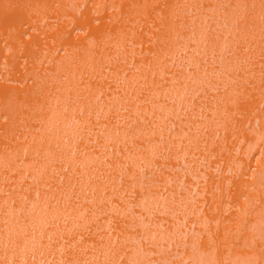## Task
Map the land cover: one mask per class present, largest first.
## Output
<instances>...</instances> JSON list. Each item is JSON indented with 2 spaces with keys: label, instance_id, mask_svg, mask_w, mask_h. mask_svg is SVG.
Here are the masks:
<instances>
[{
  "label": "rangeland",
  "instance_id": "rangeland-1",
  "mask_svg": "<svg viewBox=\"0 0 264 264\" xmlns=\"http://www.w3.org/2000/svg\"><path fill=\"white\" fill-rule=\"evenodd\" d=\"M0 264H264V0H0Z\"/></svg>",
  "mask_w": 264,
  "mask_h": 264
},
{
  "label": "bare ground",
  "instance_id": "bare-ground-1",
  "mask_svg": "<svg viewBox=\"0 0 264 264\" xmlns=\"http://www.w3.org/2000/svg\"><path fill=\"white\" fill-rule=\"evenodd\" d=\"M185 226V225H184ZM187 227V226H186ZM124 234V233H123ZM120 235V234H119ZM114 236V235H113ZM115 239V238H114ZM103 243V242H102ZM115 244V243H114ZM122 245V244H121ZM105 252V251H104ZM103 254V252H102ZM101 255V254H100ZM99 257V256H98ZM90 258V257H89ZM106 258V257H105ZM62 259V258H61ZM107 259V258H106ZM90 260V259H89ZM104 260V259H103ZM61 262V261H60ZM65 262V261H64ZM84 262H85V259H84Z\"/></svg>",
  "mask_w": 264,
  "mask_h": 264
}]
</instances>
